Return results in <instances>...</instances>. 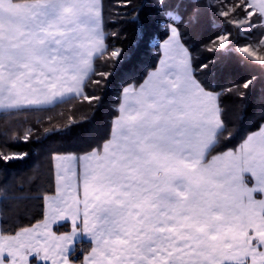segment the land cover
<instances>
[{"label": "snow or ice", "instance_id": "1", "mask_svg": "<svg viewBox=\"0 0 264 264\" xmlns=\"http://www.w3.org/2000/svg\"><path fill=\"white\" fill-rule=\"evenodd\" d=\"M153 3L166 33L158 64L142 82L122 87L102 143L51 154L54 192L36 197L42 219L0 228V264H30L31 255L51 264H264V122L223 149L235 130L221 97H243L253 81L212 90L201 79L208 65L193 67L176 23L179 6ZM208 6L242 31L264 30V0ZM117 7H132V0ZM129 19L139 22L135 9ZM106 35L102 0H0V115L44 112L77 98L98 105L102 95L87 89L102 92L124 55L109 52ZM229 39L218 36L208 51L226 50ZM238 51L264 66V37ZM40 123L47 135L78 121ZM0 136V161L8 162L28 155L9 144L27 143L37 132ZM32 198L22 184L0 185V215ZM69 221L70 231L55 230ZM77 246L86 252L82 260Z\"/></svg>", "mask_w": 264, "mask_h": 264}, {"label": "trees", "instance_id": "2", "mask_svg": "<svg viewBox=\"0 0 264 264\" xmlns=\"http://www.w3.org/2000/svg\"><path fill=\"white\" fill-rule=\"evenodd\" d=\"M122 2L123 0H102L104 31L107 33L105 43L109 52L120 48L124 55L116 66L108 86L102 92L87 89L91 95H102L98 105H90L88 101L77 98L44 112L22 113L9 117L0 115V132L10 134L12 130H16L22 133L27 127H32L37 132V136L27 143L9 144L12 151L27 152L25 158L0 161V185L22 184L23 193L33 197L20 201L15 213L0 215V228L14 231L42 218L43 200L36 197L45 191H54L49 160L51 154L65 151L83 153L102 143L107 138L111 120L120 103L122 87L142 82L148 71L156 67L161 54L159 44L166 38V33L158 23L159 16L153 0H132V7H117V4ZM166 3L173 7L179 6L182 22L178 18L176 23L183 33L184 43L192 54L193 67L199 72L201 65H208L201 74V79L206 85L212 90L220 91L233 85H242L247 80L253 81L247 90L241 89L245 92L243 97L237 93L221 97L224 119L228 128L235 130L232 138L224 141L223 149L233 148L241 142L244 135L256 130L259 124L264 122L261 119L264 116V66L237 49L245 44L258 43L264 36V30L258 28L241 33L215 14V10L208 6L209 0H166ZM138 4L142 6L137 8ZM195 8H199V13L190 20ZM134 9L139 16V22L129 19ZM112 32L117 35L112 36ZM223 34H228L231 40L226 50L221 48L214 52L208 51L212 42ZM97 63L100 64L99 61ZM100 70L110 69L104 66ZM48 117H52L53 124L66 123L69 117L78 123L68 131L45 135L40 122H43V127L50 126L47 123ZM2 139L4 137L0 136V140ZM68 229L69 224L63 223L55 230L62 232ZM85 253L77 246V260H81ZM31 264L43 263L32 260Z\"/></svg>", "mask_w": 264, "mask_h": 264}, {"label": "crops", "instance_id": "3", "mask_svg": "<svg viewBox=\"0 0 264 264\" xmlns=\"http://www.w3.org/2000/svg\"><path fill=\"white\" fill-rule=\"evenodd\" d=\"M161 55H162V52H161V54H160V58H161ZM160 60V59H159ZM159 62V61H158ZM158 64V63H157ZM131 84V83H130ZM54 192V191H53ZM42 219V218H41ZM40 219V220H41ZM39 221V220H38ZM36 223V222H35ZM68 224H69V229L68 230H66V231H70V228H71V222L69 221V222H67ZM30 226V225H29ZM62 232H64V231H62ZM86 254V253H85ZM84 254V255H85ZM83 259V258H82ZM81 259V260H82ZM32 260H34V261H36V262H38V263H43V264H51V262L50 261H48V262H45V261H43V260H40V259H37L36 257H35V255H31V256H29V262H30V264H31V262H32Z\"/></svg>", "mask_w": 264, "mask_h": 264}, {"label": "rangeland", "instance_id": "4", "mask_svg": "<svg viewBox=\"0 0 264 264\" xmlns=\"http://www.w3.org/2000/svg\"><path fill=\"white\" fill-rule=\"evenodd\" d=\"M236 28V27H235ZM236 29H238V28H236ZM238 31H240L241 33H242V30L241 29H238ZM264 37V36H263ZM231 42V40H229V43ZM229 43H228V45H229ZM258 43H254V44H245V45H252L254 48L256 47V45H257ZM227 45V46H228ZM245 45H243V46H245ZM240 47H242V46H239V47H237V49H239ZM250 58V57H249ZM251 59V58H250Z\"/></svg>", "mask_w": 264, "mask_h": 264}]
</instances>
